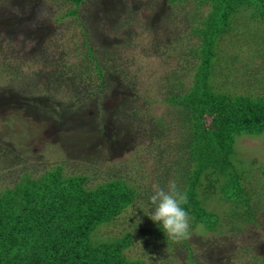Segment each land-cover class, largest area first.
<instances>
[{"label":"rangeland","instance_id":"rangeland-1","mask_svg":"<svg viewBox=\"0 0 264 264\" xmlns=\"http://www.w3.org/2000/svg\"><path fill=\"white\" fill-rule=\"evenodd\" d=\"M195 5L196 0H86L76 8L61 0H0V192L26 174L38 178L57 165L69 174H88V186L121 171L133 177L132 170L138 169L140 178H133L148 195L153 184L166 189L174 179L165 173L171 154L166 150L178 149L181 134L171 131L151 143L148 128L156 120H172L167 83L173 78L184 88L193 83L200 59L190 49L199 40L188 35L187 16ZM69 7L67 12L76 8L84 16L80 27L72 16H64ZM210 8L207 2L200 13ZM235 20L246 26L247 19ZM237 30L218 45L211 82L232 95L264 97L263 27ZM87 35L109 65L104 93L94 92L98 79L93 73L86 74L87 87L80 80L75 88L72 71H65L80 61L85 48L75 43L88 40ZM260 136L241 138L237 149L253 165L264 163ZM142 212L129 211L99 235L112 239L131 231L136 242L129 256L157 264H194L183 241L167 244L150 236L153 220ZM244 233L242 239L197 228L188 240L195 259L207 264H263L264 232L247 228ZM243 241L249 251L242 253Z\"/></svg>","mask_w":264,"mask_h":264},{"label":"trees","instance_id":"trees-1","mask_svg":"<svg viewBox=\"0 0 264 264\" xmlns=\"http://www.w3.org/2000/svg\"><path fill=\"white\" fill-rule=\"evenodd\" d=\"M61 1L64 6L77 8L86 0ZM171 1L183 4L188 0ZM207 2L211 8L202 15ZM76 8L69 12L67 8L64 16H72L73 25L79 26L84 24V16ZM188 14L187 25L192 28L188 35L199 40L190 49L200 59L193 83L189 88L174 78L167 83L173 87L166 86V100L175 112L172 120L154 121L148 137L156 143L171 131L178 137L181 134L178 149L166 150L171 154L166 157L165 173L168 178L173 176L178 188L187 194L188 203L182 207L190 216V233L201 228L244 239L247 228L264 232V163L253 165L255 162L245 160L237 149L241 138L264 134V97L232 95L214 86L211 77L218 45L228 32L236 28L242 33L251 25L264 30V0H196L194 12ZM239 16L247 19L244 28L236 24ZM87 36L88 40L76 39L75 46L85 49L80 61L65 71H72L69 79L75 88L82 82L87 87L86 74L93 73L98 79L94 92L104 93L110 80L109 65H104ZM229 61L226 54L225 63ZM140 135L143 140L147 137L143 130ZM173 151L178 154L176 158ZM131 175L140 178L138 169ZM133 177L121 171L88 186V174H69L63 165L48 169L38 178L26 174L14 187L0 192V264H157L128 255L136 242L133 232L112 239L99 235L102 227L128 216L129 211L143 208L145 216L153 211L149 201L152 194L143 191ZM150 236L163 243L174 242L154 221ZM188 238L180 241L189 251V260L207 264L195 259ZM248 247L243 241L239 250L247 252Z\"/></svg>","mask_w":264,"mask_h":264},{"label":"clouds","instance_id":"clouds-1","mask_svg":"<svg viewBox=\"0 0 264 264\" xmlns=\"http://www.w3.org/2000/svg\"><path fill=\"white\" fill-rule=\"evenodd\" d=\"M152 193L149 197L153 206V211L148 214L150 218L162 226L169 239L180 241L188 238L190 216L182 207L188 203V197L178 188L176 180H169L166 189L153 184Z\"/></svg>","mask_w":264,"mask_h":264}]
</instances>
